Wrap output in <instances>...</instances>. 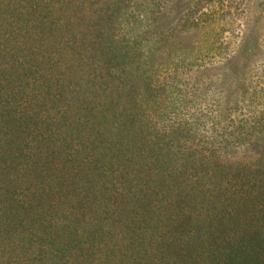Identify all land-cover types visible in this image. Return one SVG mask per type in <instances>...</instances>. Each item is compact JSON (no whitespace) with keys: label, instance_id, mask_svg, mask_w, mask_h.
I'll return each instance as SVG.
<instances>
[{"label":"rangeland","instance_id":"1","mask_svg":"<svg viewBox=\"0 0 264 264\" xmlns=\"http://www.w3.org/2000/svg\"><path fill=\"white\" fill-rule=\"evenodd\" d=\"M7 2L0 264H264V0Z\"/></svg>","mask_w":264,"mask_h":264},{"label":"trees","instance_id":"2","mask_svg":"<svg viewBox=\"0 0 264 264\" xmlns=\"http://www.w3.org/2000/svg\"><path fill=\"white\" fill-rule=\"evenodd\" d=\"M2 2H5V1H8L7 3L10 5V6H12V5H14L15 3H18V0H1ZM63 2H65V1H63ZM61 3V2H60ZM63 4V3H62ZM46 8L47 9H49V8H51V7H48V6H46ZM23 9H24V7H20V8H17V10L19 11V13H22L23 12Z\"/></svg>","mask_w":264,"mask_h":264}]
</instances>
